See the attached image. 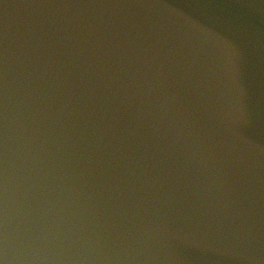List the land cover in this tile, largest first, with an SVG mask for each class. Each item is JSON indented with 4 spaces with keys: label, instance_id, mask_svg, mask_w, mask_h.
Segmentation results:
<instances>
[{
    "label": "water",
    "instance_id": "1",
    "mask_svg": "<svg viewBox=\"0 0 264 264\" xmlns=\"http://www.w3.org/2000/svg\"><path fill=\"white\" fill-rule=\"evenodd\" d=\"M0 264H264V0H0Z\"/></svg>",
    "mask_w": 264,
    "mask_h": 264
}]
</instances>
